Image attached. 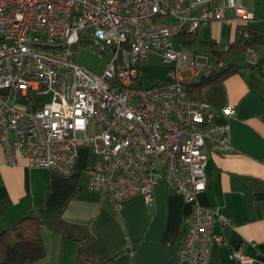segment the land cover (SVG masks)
Segmentation results:
<instances>
[{"label": "built area", "instance_id": "2783aa9c", "mask_svg": "<svg viewBox=\"0 0 264 264\" xmlns=\"http://www.w3.org/2000/svg\"><path fill=\"white\" fill-rule=\"evenodd\" d=\"M212 1L0 0V140L8 162L22 154L32 166L68 173L78 146L89 145L85 186L110 194L118 207L170 184L195 203L177 263L211 264L210 245L227 241L213 231L217 209L198 195L207 187L204 147L231 150L230 127L214 122L216 110L191 95L181 75L206 62L173 43L223 17ZM230 4L243 22L252 16L241 1ZM87 42L109 51L100 73L75 59ZM153 57L173 64L177 76L142 87ZM22 98L23 106L10 103ZM223 111L232 115L234 107ZM231 257L253 263L241 249Z\"/></svg>", "mask_w": 264, "mask_h": 264}, {"label": "crops", "instance_id": "0c3cea01", "mask_svg": "<svg viewBox=\"0 0 264 264\" xmlns=\"http://www.w3.org/2000/svg\"><path fill=\"white\" fill-rule=\"evenodd\" d=\"M238 1L252 15L244 23L264 31V0ZM210 7L223 17L211 19L188 37L176 38L180 44L187 39L188 45L197 42L200 48L194 51L203 56L212 48L228 49L237 25L243 22L230 0H213ZM228 60L240 69L205 84L199 98L216 110L214 122L229 125L233 148L213 152L208 145L204 147L207 187L198 201L217 209L213 231L227 240L223 245H210L211 264H240L231 257L238 249L253 259L252 264H264V41L245 53L230 54ZM228 105L234 107L232 115L223 111ZM92 160L89 145L80 144L68 173L32 166L22 154L17 155V164H11L0 140V231L32 212L60 214L87 227L92 237L85 251L98 261L169 264L186 234L195 203L170 184L159 182L150 200L138 195L118 207L110 194L86 188ZM42 236L46 254L31 264L73 262L77 254L74 239L46 227Z\"/></svg>", "mask_w": 264, "mask_h": 264}, {"label": "trees", "instance_id": "16d2710c", "mask_svg": "<svg viewBox=\"0 0 264 264\" xmlns=\"http://www.w3.org/2000/svg\"><path fill=\"white\" fill-rule=\"evenodd\" d=\"M189 33L192 32H186L181 36L188 37ZM184 41L186 43L190 40ZM263 41L264 31L252 27L248 23H239L236 28L235 39L230 47L225 50L212 48L205 54L207 61L203 69L184 79L189 93L194 97H199L201 88L205 84L220 80L229 73L239 70L241 66L229 61L228 56L234 52L245 53L247 49L255 47ZM192 53L198 54L197 51H192ZM143 76L145 79L146 75ZM168 81L170 79H162L157 76V78H151L150 82L144 80L141 86L148 87ZM45 227L64 238L74 239L77 254L71 264H112V259L98 261L94 255L85 251V243L92 237L87 227L71 223L60 214L40 215L36 212L30 213L9 228L0 231V264H30V262L33 263L45 256L46 250L42 236V230ZM169 264H177L176 251L173 252Z\"/></svg>", "mask_w": 264, "mask_h": 264}, {"label": "rangeland", "instance_id": "374dc122", "mask_svg": "<svg viewBox=\"0 0 264 264\" xmlns=\"http://www.w3.org/2000/svg\"><path fill=\"white\" fill-rule=\"evenodd\" d=\"M242 20V19H241ZM240 24H245L244 22H241ZM195 32V31H190ZM174 45L176 47H181L184 50L187 51H194L195 49H199V45L197 42H192L191 45H185L180 44L178 39H174L173 41ZM202 61H207L206 55L203 56L201 54H197ZM205 57V58H204ZM75 59L83 64L84 66H87L91 69H93L96 72H102L107 65V62L109 60V51L106 53L101 51V47L98 46L97 48H94L91 43H83L81 45H78ZM145 81L150 82L151 78H157L160 77L162 79H174L176 74V68L171 63H162L159 60H156L154 57L148 61V63L145 66ZM182 77L185 79L187 77L193 76L195 74H191L189 70H183L181 71ZM51 93H48L46 96V100H51ZM10 103L17 104L19 106H23L25 104V101L22 99H17L16 102L13 100H10ZM90 147V146H89ZM31 264V262H30Z\"/></svg>", "mask_w": 264, "mask_h": 264}, {"label": "water", "instance_id": "95a60500", "mask_svg": "<svg viewBox=\"0 0 264 264\" xmlns=\"http://www.w3.org/2000/svg\"><path fill=\"white\" fill-rule=\"evenodd\" d=\"M1 91L2 92H5V91H7V88H3V89H1Z\"/></svg>", "mask_w": 264, "mask_h": 264}]
</instances>
